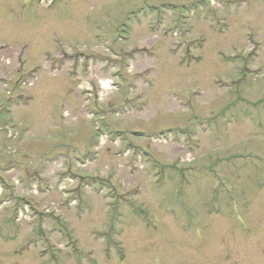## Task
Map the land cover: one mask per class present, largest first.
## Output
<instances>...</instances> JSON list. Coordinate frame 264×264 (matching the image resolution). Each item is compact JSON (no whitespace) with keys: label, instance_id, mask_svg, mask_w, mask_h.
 I'll list each match as a JSON object with an SVG mask.
<instances>
[{"label":"rangeland","instance_id":"374dc122","mask_svg":"<svg viewBox=\"0 0 264 264\" xmlns=\"http://www.w3.org/2000/svg\"><path fill=\"white\" fill-rule=\"evenodd\" d=\"M0 264H264V0H0Z\"/></svg>","mask_w":264,"mask_h":264}]
</instances>
